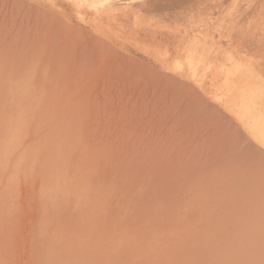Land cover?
<instances>
[{
  "label": "rangeland",
  "instance_id": "rangeland-1",
  "mask_svg": "<svg viewBox=\"0 0 264 264\" xmlns=\"http://www.w3.org/2000/svg\"><path fill=\"white\" fill-rule=\"evenodd\" d=\"M122 1L0 0V264H264V0Z\"/></svg>",
  "mask_w": 264,
  "mask_h": 264
},
{
  "label": "bare ground",
  "instance_id": "bare-ground-1",
  "mask_svg": "<svg viewBox=\"0 0 264 264\" xmlns=\"http://www.w3.org/2000/svg\"><path fill=\"white\" fill-rule=\"evenodd\" d=\"M125 0H123L122 2H124ZM130 1V0H129ZM161 1V0H160ZM160 1H158L159 3H160ZM163 1V0H162ZM170 1H172V0H166L165 1V6H168V5H170L171 4V2ZM178 1V0H177ZM182 1V0H181ZM204 1V0H203ZM166 2H170V4H168V5H166L167 3ZM205 2V1H204ZM142 3V2H141ZM151 3H152V0H151ZM151 3H149V4H151ZM174 3H175V1H174ZM184 4V3H183ZM138 5H140V4H138ZM137 5V6H138ZM160 5V4H159ZM158 5V6H159ZM172 5H173V3H172ZM178 5V4H177ZM133 6H135V5H133ZM165 6H162V8L163 7H165ZM155 7H157V6H154V8ZM174 7V6H173ZM137 8V7H136ZM164 9V8H163ZM184 9V8H183ZM157 10L160 12V9H158V7H157ZM156 10V11H157ZM164 10H166V9H164ZM157 11V12H158ZM168 11V10H167ZM176 11V10H175ZM25 12V11H24ZM153 12V11H152ZM23 14V13H22ZM165 14V13H164ZM169 15V14H168ZM12 16V15H11ZM18 16V15H17ZM150 16V15H149ZM158 16H159V14H157V18H158ZM161 16H162V14H161ZM169 17L171 18V15H169ZM108 20V19H107ZM171 20V19H170ZM11 21H12V19H11ZM25 22H26V20H25ZM28 22V21H27ZM21 24V23H20ZM28 24V23H27ZM36 25V24H35ZM34 25V26H35ZM50 25V24H49ZM48 26V25H47ZM12 29V28H11ZM86 29V28H85ZM34 30V29H33ZM45 30H46V28H45ZM44 30V31H45ZM11 32V31H10ZM29 32V31H28ZM76 34H78V33H76ZM27 40V39H26ZM9 41V40H8ZM72 42V41H71ZM74 43V42H73ZM83 46V47H82ZM81 47L82 48H84V45H82ZM83 50V49H82ZM84 52H85V50H83ZM83 51H81V52H83ZM83 52V53H84ZM67 53V50L64 48V47H55V50H54V56H55V58L57 59V62H59L60 64H64V65H66L67 63H66V61H67V59H66V56H65V54ZM87 55H88V53H87ZM121 55V54H120ZM87 60V59H86ZM88 60H90V59H88ZM103 60V59H102ZM74 61V60H73ZM80 61V60H79ZM92 61V60H91ZM92 63H93V61H92ZM91 64V63H90ZM144 64V63H143ZM80 66H81V64H80ZM144 67V66H143ZM91 69V68H90ZM136 70H137V68H136ZM93 73V72H92ZM92 73H90V75H92ZM135 75H137V74H135ZM135 77V76H134ZM133 77V80L135 79V78H137L138 76H136L135 78ZM165 79V78H164ZM135 80H137V79H135ZM180 81V80H179ZM180 82H182V81H180ZM145 84V83H144ZM182 85V84H181ZM118 92V91H117ZM160 94V93H159ZM105 97V96H104ZM111 115V114H110ZM106 130H109L108 128L106 129ZM241 138V137H240ZM238 142H240V145H241V143H242V141H238ZM237 142V144H239ZM245 143V142H244ZM243 143V144H244ZM243 144H242V146H243ZM157 145V144H156ZM239 145V146H240ZM245 145H247L246 143L244 144V147L246 148V146ZM242 146H240V147H242ZM221 147H223L222 145H221ZM248 147H249V145H248ZM253 147H251V149H252ZM239 149H241V148H239ZM248 150V149H247ZM249 151H251V150H249ZM253 151V150H252ZM260 151H262V150H260ZM254 152V151H253ZM261 153H264V152H261ZM9 256H7V255H4V254H2V256H1V261H3V262H5V263H8L9 262ZM74 262H78L79 260H75V259H72ZM80 262V261H79ZM25 264H45V263H43V262H41V260H39V259H37V260H33V259H30V258H28L26 261H25Z\"/></svg>",
  "mask_w": 264,
  "mask_h": 264
}]
</instances>
